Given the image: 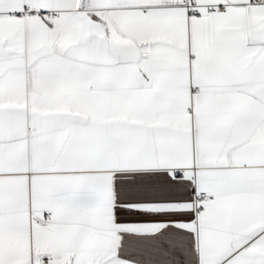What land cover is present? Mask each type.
<instances>
[{"label": "snow or ice", "instance_id": "snow-or-ice-1", "mask_svg": "<svg viewBox=\"0 0 264 264\" xmlns=\"http://www.w3.org/2000/svg\"><path fill=\"white\" fill-rule=\"evenodd\" d=\"M0 264H264V0H0Z\"/></svg>", "mask_w": 264, "mask_h": 264}]
</instances>
